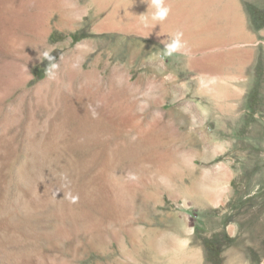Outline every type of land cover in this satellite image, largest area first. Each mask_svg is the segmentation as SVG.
<instances>
[{"label": "rangeland", "instance_id": "rangeland-1", "mask_svg": "<svg viewBox=\"0 0 264 264\" xmlns=\"http://www.w3.org/2000/svg\"><path fill=\"white\" fill-rule=\"evenodd\" d=\"M56 1L46 21L0 19V264H264V0H164L147 34L114 23L145 1ZM178 31L185 48L164 55ZM235 50L254 53L249 111L196 136L178 104L206 97L186 65ZM58 128L71 138L50 144Z\"/></svg>", "mask_w": 264, "mask_h": 264}, {"label": "crops", "instance_id": "crops-1", "mask_svg": "<svg viewBox=\"0 0 264 264\" xmlns=\"http://www.w3.org/2000/svg\"><path fill=\"white\" fill-rule=\"evenodd\" d=\"M212 22L210 20L204 27L205 34H208L205 40L216 42L221 36L212 32L216 29L215 21ZM236 38L237 36H233L231 39L235 40ZM215 45L213 43L208 46L212 49ZM253 54L252 50H246V52L237 50L234 52H210L202 60L199 58L188 62L186 65L187 69L190 70L192 76L196 77L194 79V81L196 80V85L199 88H204L203 95L207 100L205 102L204 100L196 102L180 98L182 100L178 104L180 110L182 112H193L197 119L196 125L198 126L195 127L196 132L194 135H202L200 130L201 121H203L202 123H207L211 128H213L212 122H214V130L217 132L224 129L228 122L235 123L247 115V111H249L248 97L250 95L249 90L247 91V82L249 80L252 87L254 79ZM185 84L183 79L181 92L183 96H188L190 90L184 87ZM168 94L171 95V92L167 90L166 95L169 96ZM166 103H168L167 100L159 104L164 106ZM191 121L194 120L192 119ZM183 122V119H169L161 122L160 128L166 130L177 128L176 126L181 125Z\"/></svg>", "mask_w": 264, "mask_h": 264}, {"label": "bare ground", "instance_id": "bare-ground-1", "mask_svg": "<svg viewBox=\"0 0 264 264\" xmlns=\"http://www.w3.org/2000/svg\"><path fill=\"white\" fill-rule=\"evenodd\" d=\"M17 1L20 2L19 5H15ZM142 1L147 2L146 5L150 6V0H142ZM188 2L190 3V1H188ZM214 3H216V0H202L198 4H214ZM57 7L58 6H57V1L56 0H0V19H1V17L5 18V17H3L5 14L6 15L7 14L8 15H11V14L13 15L14 12H18L19 11V12H23L24 14H27L29 16H39L43 20L46 21L57 10ZM150 8L151 7H145L144 6V8H142L141 10H137V12L136 11L133 12L132 15L130 14V12H128V13L124 12L122 14H119V16H117V18L114 20L115 21L114 23L119 25L121 27V29L124 30V31H135V32L146 33V34L147 33H152V30L150 28L148 29L147 27H142L141 26V22L145 21V17L148 18L147 21H150V23H152V19H151L152 12H147V10L148 9L150 10ZM6 18H8V16ZM60 20H61V22L63 24H68L69 26L74 23L73 19L70 18L65 13H60ZM121 25H123V26H121ZM38 34H39V38H41L43 36V33H41V32L38 33ZM63 63H66L65 58H63L61 60V64H63ZM70 65H71L70 68H71V76H72V78L75 77V76L77 77V76H83L84 75L83 69H82L83 65L76 64L75 62L70 64ZM58 84L59 83H58V80H57L54 85H58ZM84 121H81L80 125H78L79 128H78V130H77V132H76V134L74 136L75 137L74 138V143H78L79 139L82 138V135L85 132L84 131V126L82 124ZM62 130H64V129L63 128H58V130H56L55 133H53L52 141H51L50 144L54 145L55 143H57V141H55L56 140L55 137H57L60 134L65 139L66 138L68 139L70 137V133L71 132L70 133L67 132L66 128H65L64 132H61ZM71 140H70V143H71ZM57 145L58 144H56V146ZM225 190H227V187L224 188V191ZM81 199H82V197H81Z\"/></svg>", "mask_w": 264, "mask_h": 264}, {"label": "clouds", "instance_id": "clouds-1", "mask_svg": "<svg viewBox=\"0 0 264 264\" xmlns=\"http://www.w3.org/2000/svg\"><path fill=\"white\" fill-rule=\"evenodd\" d=\"M150 7L154 8L155 11L152 13L151 19L154 21H163L165 20L170 12V8L165 6L164 0H150ZM147 17L145 21L147 22ZM182 33L177 32L170 43L165 44L164 46V55L171 56L174 53L181 51L186 46V43L182 41ZM163 42V41H162ZM40 60V55L37 57ZM43 59L48 61V65L45 68V74L51 75L52 70L57 67L56 57H54L49 52H44Z\"/></svg>", "mask_w": 264, "mask_h": 264}, {"label": "trees", "instance_id": "trees-1", "mask_svg": "<svg viewBox=\"0 0 264 264\" xmlns=\"http://www.w3.org/2000/svg\"><path fill=\"white\" fill-rule=\"evenodd\" d=\"M47 65H48V61H47Z\"/></svg>", "mask_w": 264, "mask_h": 264}]
</instances>
